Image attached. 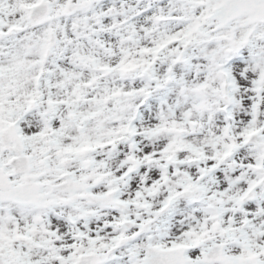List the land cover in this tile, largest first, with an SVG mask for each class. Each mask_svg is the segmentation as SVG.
I'll use <instances>...</instances> for the list:
<instances>
[{
  "label": "snow or ice",
  "instance_id": "obj_1",
  "mask_svg": "<svg viewBox=\"0 0 264 264\" xmlns=\"http://www.w3.org/2000/svg\"><path fill=\"white\" fill-rule=\"evenodd\" d=\"M0 264H264V0H0Z\"/></svg>",
  "mask_w": 264,
  "mask_h": 264
}]
</instances>
